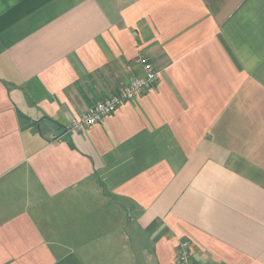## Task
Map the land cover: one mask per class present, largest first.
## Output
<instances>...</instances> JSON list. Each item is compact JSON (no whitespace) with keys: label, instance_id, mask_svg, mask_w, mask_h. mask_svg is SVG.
<instances>
[{"label":"crops","instance_id":"obj_1","mask_svg":"<svg viewBox=\"0 0 264 264\" xmlns=\"http://www.w3.org/2000/svg\"><path fill=\"white\" fill-rule=\"evenodd\" d=\"M140 56L159 80L67 130ZM186 239L264 264V0H0V264H172Z\"/></svg>","mask_w":264,"mask_h":264},{"label":"built area","instance_id":"obj_2","mask_svg":"<svg viewBox=\"0 0 264 264\" xmlns=\"http://www.w3.org/2000/svg\"><path fill=\"white\" fill-rule=\"evenodd\" d=\"M137 63L142 66L143 74L135 75L118 91L93 104L81 119L73 120L67 130L79 132L86 127L102 122L123 104L138 98L159 80V72L146 56H140ZM195 252V246L191 241L187 239L181 241L178 245L177 256L172 264H225L212 260H199L195 257Z\"/></svg>","mask_w":264,"mask_h":264},{"label":"water","instance_id":"obj_3","mask_svg":"<svg viewBox=\"0 0 264 264\" xmlns=\"http://www.w3.org/2000/svg\"><path fill=\"white\" fill-rule=\"evenodd\" d=\"M49 124H51L52 128L56 132V136L59 137L65 133V129L61 128V126L57 123H54L53 121L47 120Z\"/></svg>","mask_w":264,"mask_h":264}]
</instances>
